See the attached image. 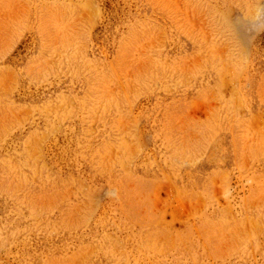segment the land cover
Masks as SVG:
<instances>
[{"label": "rangeland", "instance_id": "1", "mask_svg": "<svg viewBox=\"0 0 264 264\" xmlns=\"http://www.w3.org/2000/svg\"><path fill=\"white\" fill-rule=\"evenodd\" d=\"M0 264H264V0H0Z\"/></svg>", "mask_w": 264, "mask_h": 264}]
</instances>
